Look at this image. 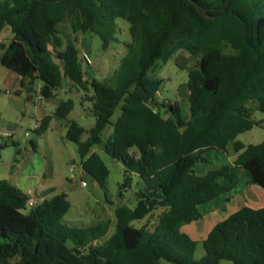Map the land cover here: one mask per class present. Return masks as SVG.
I'll use <instances>...</instances> for the list:
<instances>
[{
    "label": "trees",
    "instance_id": "obj_1",
    "mask_svg": "<svg viewBox=\"0 0 264 264\" xmlns=\"http://www.w3.org/2000/svg\"><path fill=\"white\" fill-rule=\"evenodd\" d=\"M225 1L0 0V33L8 26L12 34L0 42V64L20 76L21 85L27 82L28 91L41 81L44 98L54 96L64 78L90 92L84 97L91 102V127L67 118L74 106L67 98L32 131L41 134L53 117L66 119L64 137L76 144L80 167L105 189L108 169L93 147L111 125L104 151L122 163L123 187L131 186L132 175L138 178L135 205L114 209V230L105 239L106 221L89 227L63 221L70 207L64 192L27 206L29 197L0 179V264H264V205L241 206L216 222L199 258L197 241L180 229L200 217L198 205L230 191L241 172L264 189V139H236L259 124L254 110L264 113V0H231L214 18L199 10L215 14ZM116 18L129 24L125 54L110 77L85 78L77 46L70 38L64 42L60 24L68 19L73 32L95 33L107 49ZM180 49L199 57L184 84L187 118L179 102L155 100L163 79L147 75L156 60L165 62ZM228 143L236 153L231 163L194 173L207 151ZM29 144L36 148L34 140ZM157 208L162 211L151 228L132 223Z\"/></svg>",
    "mask_w": 264,
    "mask_h": 264
},
{
    "label": "rangeland",
    "instance_id": "obj_2",
    "mask_svg": "<svg viewBox=\"0 0 264 264\" xmlns=\"http://www.w3.org/2000/svg\"><path fill=\"white\" fill-rule=\"evenodd\" d=\"M59 27L64 42L70 38L77 46L85 78L104 79L110 77L126 52L125 42L130 41L129 24L121 18L115 19L114 39L110 41L107 49L102 48V41L95 33L91 31L73 32L68 19L62 22ZM8 34L5 27L0 33V42L7 43L9 41ZM224 50L225 52L232 51L227 45ZM82 53L88 55L89 63L82 58ZM56 59L58 60L59 57ZM198 60V56L180 49L165 62L156 60L154 67L147 71L148 76L163 79L155 100L159 103L179 102L184 118L188 117L189 112L184 85L187 80V71L195 67ZM15 74V72L0 64V143L4 144L0 155V171L8 169L14 157L20 156V159L25 157V160H27L31 156L30 153L34 152L39 162H44L45 181L54 185L55 194L64 192L70 203L68 211L63 216V221L76 227H89L97 222L106 221L108 231L103 239L107 238L114 230V209L123 204L129 207L135 205V191L137 188L135 182L138 180L135 175H132L131 186L123 187L124 168L122 163L112 158L103 149V141L110 133L111 125H107L102 131V142L93 147L108 169L105 189H103L88 173L81 169L76 144L64 137L65 126L63 123L59 126L51 121L45 131L39 135L32 131L39 110L44 109V113H49L50 110H54L57 101L67 98L74 101V106L67 118L76 120L85 129L91 127L94 123V117L89 110L91 102L84 97L85 94L88 95L90 92L85 93L83 90L76 88L68 78H64L62 86L55 89L54 96L50 98H44L40 94L41 81L39 80L33 81L31 91L27 89V82L24 86L18 82L19 91L13 93L11 85ZM119 113L120 107L118 106L111 120H115ZM163 115L167 116L168 113L163 110ZM55 118L57 120V117ZM252 119L256 123L261 122L262 124H254L251 129L236 136L237 140L245 144H256L264 139V113L254 110ZM58 120L64 122L66 119L59 118ZM86 137L87 133L84 132L81 140ZM31 139L36 143L35 149H32L29 144ZM13 141L16 142V145L12 144ZM16 150L20 151L21 155L17 154ZM204 156L206 161H198L193 165L194 173L201 175L221 164L231 163L235 158V151H233L232 144L229 143L224 150H209ZM245 178L248 177L241 172L239 182L243 185L246 184ZM82 181L85 182V185L81 184ZM204 208V204H201V209ZM161 211L162 208H157L143 219L135 220L132 223L136 226L145 225L147 228H151L157 222ZM195 224L198 226V223ZM207 227L204 229H207ZM198 235H205V232L204 234L198 233ZM196 241L194 258H199L204 253L201 243L202 237L197 238ZM161 264L174 263L161 260ZM218 264L233 263L222 259Z\"/></svg>",
    "mask_w": 264,
    "mask_h": 264
},
{
    "label": "crops",
    "instance_id": "obj_3",
    "mask_svg": "<svg viewBox=\"0 0 264 264\" xmlns=\"http://www.w3.org/2000/svg\"><path fill=\"white\" fill-rule=\"evenodd\" d=\"M5 27L9 33L8 37L10 39L12 36L10 27ZM5 27L3 29H5ZM13 78V84L11 85L13 89L11 90L13 93H15L16 90L19 89L17 84L20 83V76L15 74ZM27 96L29 97V95ZM59 101L55 103V107ZM53 111L54 110H50L49 113H44V109L39 110L36 114L37 117L35 118L33 126H36L44 115L52 114ZM58 119L59 118L56 120V118L53 117L50 122L54 121L56 125L59 126L61 123H63L65 126V121L60 122ZM260 124L262 123L260 122L259 125ZM18 154L21 155V152L19 151ZM30 155L31 156L28 157L27 160H25V157L22 159L19 158L20 156L14 157L13 162L9 164L8 169L0 171V179H7L12 184L16 185L28 197H32L36 202H40L44 198L51 197L55 194L54 185L48 181H45L44 162H39L38 158L35 157L36 154L34 152H31ZM244 181L246 183L245 185L241 184L238 180V183L230 191L220 194L206 203H202L204 204V209H201V204L198 205L200 217L194 221L183 224L180 227L181 231L188 234L192 239L196 240L199 237H202L203 239L216 222L224 219L241 206L248 205L253 208L263 206L264 189L254 183L249 182L248 178H245ZM195 223H198L199 227ZM206 227L207 229H204ZM204 232L205 235H198V233L204 234Z\"/></svg>",
    "mask_w": 264,
    "mask_h": 264
},
{
    "label": "water",
    "instance_id": "obj_4",
    "mask_svg": "<svg viewBox=\"0 0 264 264\" xmlns=\"http://www.w3.org/2000/svg\"><path fill=\"white\" fill-rule=\"evenodd\" d=\"M231 0H226L224 2V4L222 5L221 9L219 10V12L215 13V14H211L210 12H208L207 10H205L204 8L199 6V10L206 16V17H210V18H214V17H218L220 15H222L226 9L229 6Z\"/></svg>",
    "mask_w": 264,
    "mask_h": 264
},
{
    "label": "built area",
    "instance_id": "obj_5",
    "mask_svg": "<svg viewBox=\"0 0 264 264\" xmlns=\"http://www.w3.org/2000/svg\"><path fill=\"white\" fill-rule=\"evenodd\" d=\"M82 58L85 60V62H87V63L90 62V59H89V57H88V55H87L86 53H82ZM34 127H35V126H33V128H34ZM26 134H27V133H26ZM81 184H82V185H85V182L82 181ZM34 204H35V200H34V198H32V197L27 198V200H26V205H27V206H32V205H34Z\"/></svg>",
    "mask_w": 264,
    "mask_h": 264
}]
</instances>
